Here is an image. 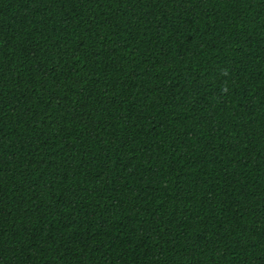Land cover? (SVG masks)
<instances>
[{"label":"trees","instance_id":"obj_1","mask_svg":"<svg viewBox=\"0 0 264 264\" xmlns=\"http://www.w3.org/2000/svg\"><path fill=\"white\" fill-rule=\"evenodd\" d=\"M0 264H264V0H0Z\"/></svg>","mask_w":264,"mask_h":264}]
</instances>
